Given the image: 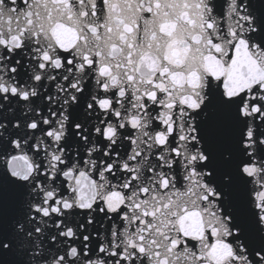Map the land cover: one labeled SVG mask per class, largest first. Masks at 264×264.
Segmentation results:
<instances>
[{
    "label": "snow or ice",
    "instance_id": "1",
    "mask_svg": "<svg viewBox=\"0 0 264 264\" xmlns=\"http://www.w3.org/2000/svg\"><path fill=\"white\" fill-rule=\"evenodd\" d=\"M0 264H264V0H0Z\"/></svg>",
    "mask_w": 264,
    "mask_h": 264
}]
</instances>
